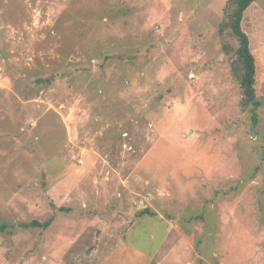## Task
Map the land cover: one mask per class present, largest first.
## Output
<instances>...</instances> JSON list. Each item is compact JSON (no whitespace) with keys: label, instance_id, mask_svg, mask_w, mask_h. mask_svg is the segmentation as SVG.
I'll return each instance as SVG.
<instances>
[{"label":"rangeland","instance_id":"1","mask_svg":"<svg viewBox=\"0 0 264 264\" xmlns=\"http://www.w3.org/2000/svg\"><path fill=\"white\" fill-rule=\"evenodd\" d=\"M226 2L0 0V264H264V0L254 130Z\"/></svg>","mask_w":264,"mask_h":264},{"label":"trees","instance_id":"2","mask_svg":"<svg viewBox=\"0 0 264 264\" xmlns=\"http://www.w3.org/2000/svg\"><path fill=\"white\" fill-rule=\"evenodd\" d=\"M255 0H227L225 4L224 13L228 20V28L232 35L236 38L238 47L234 54L237 59V63L240 67V73H238V79L240 88L242 90L243 98L241 105L246 109L250 108V121L252 130L258 124V115L256 110L261 107V102L257 100L255 95V83H256V63L253 56V52L250 50V44L247 34L241 28V22L244 14L250 10V5ZM225 48V47H224ZM225 51H228L225 48ZM148 212L147 209L141 211V214ZM149 213V212H148ZM151 214V213H150ZM53 217L45 220L44 222L31 221L23 224L24 228H39L46 230L52 224ZM117 222V219H111L106 221V225H112Z\"/></svg>","mask_w":264,"mask_h":264}]
</instances>
